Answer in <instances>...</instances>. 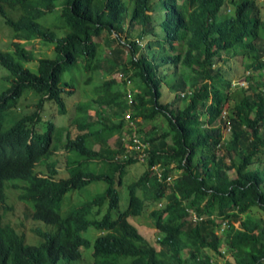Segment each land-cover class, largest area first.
I'll use <instances>...</instances> for the list:
<instances>
[{
  "label": "trees",
  "instance_id": "16d2710c",
  "mask_svg": "<svg viewBox=\"0 0 264 264\" xmlns=\"http://www.w3.org/2000/svg\"><path fill=\"white\" fill-rule=\"evenodd\" d=\"M54 1L0 0L12 46L0 48V65L10 80L0 88V139L6 136L0 147L16 144L14 155L32 154L37 143L34 137L28 139L43 104L57 103L64 112L62 94L74 92L66 88L83 95L88 87L84 84L103 73L87 100L76 104V119L88 121L89 133L70 141L81 159L103 160L101 173L86 171L87 179L76 178L81 188L99 180L106 184L102 193L84 203L87 215L75 224L110 230L94 243V264H218L211 252L221 253V245L232 258L226 264H264V81L261 88V82L252 80L255 75L264 78V22L255 0H133L131 9L123 0H66L60 8V26L67 30L62 36L39 21L54 8ZM228 4L233 11L223 9ZM155 5L163 16L157 23L152 18ZM35 41L52 46L55 55L40 53L35 58V50L26 47ZM235 56L243 65L238 76L228 60ZM34 59L36 70L24 66ZM77 71L90 76L80 82ZM127 78L134 84L132 103L126 99ZM163 82L173 93L166 102L160 99ZM28 96L32 101H26ZM92 106L95 112L89 117ZM104 106L117 121L106 111L102 116ZM126 112L135 124H128L129 138L135 134L150 142L146 168L127 185L129 208L114 219L105 215L96 221L94 206L107 202L110 212L117 209L118 186L127 166L137 162L115 160L122 150ZM113 135L117 146L112 149L108 140ZM253 164L258 167L251 170ZM151 165L164 166L165 173L180 170L166 206L152 211L160 237L153 241L126 220L143 209L137 188L152 183L151 197L164 195V185L152 182ZM22 175L0 148V190L4 180ZM55 183L41 189L40 214L55 200V188L64 187ZM186 206L201 218L187 220ZM213 214L239 223H230L219 235L215 227L221 220L210 218ZM1 220L0 214V264L71 261L81 257L79 246H89L77 232L58 226L52 239L25 254L17 244L21 236Z\"/></svg>",
  "mask_w": 264,
  "mask_h": 264
},
{
  "label": "clouds",
  "instance_id": "9594fccd",
  "mask_svg": "<svg viewBox=\"0 0 264 264\" xmlns=\"http://www.w3.org/2000/svg\"><path fill=\"white\" fill-rule=\"evenodd\" d=\"M255 2L259 6L260 15H261V18L264 22V16H262L261 7L258 4L257 0H255ZM223 9L227 10V12H230V11H233V6L228 4ZM152 11L155 12L154 10H152ZM261 30H263V28H261ZM256 73H258V72H256ZM263 74H264V72H263ZM100 75L101 74H99V76ZM99 76H96L92 82L89 81L88 84H84L85 86H88V87L86 88V92L82 91L83 95H80L79 91L78 90L75 91V89L73 87L66 88L69 90H73L74 91L73 94L78 95L76 101H74V109H73L72 115L69 114V110L66 106V103H64V105H65V111L64 112L60 111V106L57 103L55 104L53 102L46 101L43 104V107H45V110L50 111L49 115H50L52 120H47V121L42 120V115H41L42 110L40 111L41 119L39 120V122L37 124L32 125L31 133H30L29 139H28V143H29L31 138L34 137V139L37 143V149L32 154H25L22 156L14 155L13 153L18 151V146L16 144H11L8 146L0 147L2 150L4 159L13 168H15L16 170H18L20 172H23V175L20 178L9 179V180H18L19 183L8 185L7 191L10 190L13 192L14 198L16 201H19L21 203L24 202L23 204L25 205V208L23 210V215L29 221L32 219L33 220H40L47 225H51L54 228L53 231L42 230L39 228H31L30 233L34 232V233L38 234L42 238V241L39 244H29L26 242V234L27 233H25L24 231L18 232L14 226L10 225L9 223L3 222L1 220L2 223L9 224V226L14 230L13 234H17V235L21 236V238L18 240L17 244L19 245L20 249L25 254L30 253L32 246H39L42 243H44L45 241L52 239L53 234L57 231V227L62 226L65 229L73 230V231L77 232L78 235L82 239H84L85 241L87 240L89 246L88 247H84V245L79 246V250L81 251V257L79 259L66 261L64 258H60L58 261L63 260L66 263L78 261L82 258L84 249L92 248L91 256L93 259H92L91 264H94V255H93L94 243L99 236H102V235L110 232V230H108V229L97 228L93 224H90L85 228H82V227L76 228V226H75V224L77 222H79L81 218H83L84 216L87 215V209H86V206L84 205V203L91 201L93 199V197L89 200H86V201L78 203V204H71L69 202L67 204V206L69 208L64 215H62L59 211L60 208H62L63 204H65V202L67 200L68 192H70L69 198L72 199V197L75 195V192L79 191V189L81 188L80 186L77 185L78 181H76V178L79 177L81 179V177H82L84 179H87L86 171L91 172V173H101L103 171V160L92 159V160L85 161V159H81L80 155H78L73 150L74 148L72 147L71 142H70V141H75L80 136L88 135V133H89L88 121L80 122L76 119V104L78 102H81L84 99L87 100L86 94H91L92 85L95 82L99 81V79H98ZM78 78L80 79V82L84 81L86 79V77L84 79H82V77H78ZM103 78L104 77H102L101 79H103ZM127 79H129V78H127ZM133 85L134 84L131 82V80H130L129 84L127 82H125L124 87L126 88L127 102H128L127 92H128V90H130L132 93V89L134 87ZM240 86L245 87V85L241 84V82H240ZM260 87L262 88L261 83H260ZM62 95L69 96L71 94H64L63 93ZM172 95H173V93H172ZM64 101H65V99H64ZM132 102H133V93H132ZM103 108L104 109L101 111L103 117H105V114L103 112L106 111L108 113L111 121H113V122L117 121L118 118H116L112 115V113L110 112V109L108 107L104 106ZM52 109H54V110L52 111ZM67 111H68L67 121L60 119V124H57L55 121L58 120L59 118H61V115L66 114ZM94 112H95V108L92 106V108L88 110L89 115H87V116H89V117L93 116ZM126 113H129V112H126ZM47 117H49V116H46V118ZM122 118H123V116H122ZM75 121H78L80 123V125L77 126ZM123 121H124V126H123V129H122L121 134H120V141L122 143V150L120 153H118L115 156V160H117L119 162H124L127 159L133 158V159H136L137 162H142L145 165L147 156L149 155V152L151 149L150 142L147 140L139 139L140 140L139 142L141 144H145V146L144 147L140 146L139 148H137L136 143L133 141V138L130 139L129 136L127 135V130L129 129V127H128V120L126 119V117L123 118ZM66 123L73 125V129L75 131V133L73 135H71V133H69L68 131L66 132L65 129L67 126L64 125ZM6 126H8V125L6 124ZM229 131H230V128H229V130H227V127H226L224 133L227 134ZM5 138H6V136L2 137L0 140H4ZM115 139H116V135H113L108 140V144L110 145V147L112 149L117 146V145H115ZM95 148H97V146H95ZM49 157L51 158V160L48 161L47 163H44V158L48 159ZM152 166H155L158 169H160V168L157 167L156 165H151L149 167V170H151L150 175L153 177L152 182L154 181L153 179H155L157 182L162 183L164 185V189H165L164 195L159 199L151 197V190H149V188H150L149 186L152 183H146V185L144 187L137 188L136 194L143 202V209L141 212H138L136 214L131 213V214L127 215V217H126L127 222H129L133 226H135V225L132 224L128 218L130 216L139 215L142 212L144 213V210L149 203H153L155 201H158V203H157L158 208L153 209L150 212L151 217H152V223L154 224V216L152 215V211H160L166 206V204L169 200V194L172 190L174 180H175V178H177V176L180 172L179 169L174 168L170 172L167 171V173H165V167L163 166L160 169L162 176H161V178H158L156 176V174L153 172V169L151 168ZM128 167L129 166H127V171L128 170L130 171V169ZM145 168H146V166H145ZM126 174H128V173L126 172ZM169 175L171 176V180L167 181L166 177ZM231 175H234L233 171L231 172ZM6 181H8V180H6ZM6 181L5 180L3 181L4 185H2V188L0 190V201L4 202V204H6L5 202H6V197H7V191H5V189H4ZM59 181L61 184H64V187L60 186L59 188H55V190L58 192V194L55 195L56 196L55 200L50 201V203L47 204V207L45 208L46 211H44L43 213L40 214L41 206L43 205V202H44V200L40 199V194L44 193V191L41 190L42 187L46 186L47 184H56L55 182H59ZM99 181H103V180H99ZM120 186H118V187H120ZM15 190L17 191V194H16ZM152 192H153V189H152ZM127 193H128V187H127ZM127 198H128V194H127ZM162 198H165V203H163L162 201H159ZM53 199H54V197H53ZM118 205H119V203H118ZM7 206H8V208H11V205H7ZM84 206L86 209L85 212L82 210ZM30 207H31V209H30ZM128 208H129V203L127 201V206L124 210H119L117 207L116 210H113L110 212L108 203L103 202L102 205H100V206H98V205L94 206L93 210L97 211V214L94 215V218L96 219V221H98V220H101L103 218V216L109 215L110 218L114 219L117 217L119 212H123V211L127 210ZM185 211L187 213L186 219L189 221H195V220H199L201 218V216L199 217L196 210L192 207L186 206ZM210 218H212L214 220L215 219L221 220L220 225L219 226L217 225L215 227L216 232L219 235L226 228H228L230 226V223H232L235 226H237L239 223L238 221H232L226 217H220V216L216 217L214 214L210 215ZM224 220L228 221V226L226 228H224L223 231H220L221 223ZM139 222H140V220L137 221L138 224H139ZM236 222H238V223L236 224ZM89 227H94L95 229L98 230L97 236L94 238L93 241L84 237L82 234L84 231L88 230ZM136 228H137L138 232L143 236H144V233H147L146 232L147 226L145 223H140L139 226ZM143 229H145V231H142ZM153 232H155V235H156V228L155 227H154ZM153 237H154L153 235H149L148 238L147 237H145V238L150 240V241H153L155 238H157V239L160 238L159 236H155L154 238ZM81 248H82V250H81ZM219 251L221 253L211 252L212 260L217 258L219 261L218 264H226V262L228 260H232V258L229 257L230 255L228 254V252L226 253L225 247H223L222 245L219 247ZM58 261H57V263H58Z\"/></svg>",
  "mask_w": 264,
  "mask_h": 264
},
{
  "label": "rangeland",
  "instance_id": "374dc122",
  "mask_svg": "<svg viewBox=\"0 0 264 264\" xmlns=\"http://www.w3.org/2000/svg\"><path fill=\"white\" fill-rule=\"evenodd\" d=\"M65 1L66 0H55L54 1V8L51 11L46 12L45 15L39 19V21L42 24L49 26L55 32V34L57 36H62L63 34H65L67 32V30L65 28L60 26V22H61V17H60L61 9L60 8L64 5ZM123 2L125 4H127L130 7V9L132 8L133 0H123ZM257 2L261 7L262 16H264V0H257ZM154 10H156L157 13L154 12L152 18H153V22L157 23V22L162 20L163 16H162V12L158 9L157 5H155ZM10 30H11L10 27L5 24L3 18L0 16V48L3 50L12 48V46L10 45V41H11V31ZM103 39H104L103 35L98 38L99 41H103ZM26 47H28L27 49L31 48V49H33V51L35 50V58H38L40 56V53L42 54L43 57H53L55 55V51L53 50L52 46H44L38 41H35L32 44H27ZM228 60H229V64L231 65L230 67L236 68L234 73L236 74V76H238L243 70V65L240 64V62L238 60V56L230 57ZM23 64L25 67H28L32 70L37 69L36 59L24 61ZM77 72H81L78 75H79V77H82V79H84L86 76H90V74L88 72H84V71H77ZM93 75L94 74H92L91 76L93 77ZM8 76H9V72L0 65V88L6 87L10 84V80H9ZM252 80L257 81V82H261V85H262L264 78L260 79L258 75H255ZM77 96H78L77 94H71L69 96H64L66 106L69 110V114H71V115L73 114L74 101H76ZM170 96H172V95H170V93L168 92V88L166 87L165 83L163 82L162 83V94H161L160 99L162 101L166 102V101H168ZM26 101L30 102V101H32V98L30 96H28ZM30 108L31 109L34 108V103H32L30 105ZM53 110L54 109H52V111ZM49 112L50 111L45 110V107L42 108V113H41L42 120H44V121L45 120L46 121L52 120L50 115H49ZM46 116H49V117L46 118ZM67 116H68V111L66 114L61 115V118H59L55 122L57 124H60V119L67 121ZM64 125L67 126L65 129L66 132L68 131L69 133H71V135H73L75 133V131L73 129V125L67 124V123ZM50 160H51L50 157L48 159L44 158V163H47ZM256 165L257 164H253V165L249 166V168L251 170H253V169L258 167ZM128 168L130 169L131 172L129 170L127 171L128 174H126L123 177L122 185L120 187H118L119 197H120L119 205H118L119 210H124L127 206V194H128L127 193V185L130 182H132L138 178V176L145 170V165L142 162H135V163L129 165ZM15 183H19V181L18 180L6 181L5 186H4L5 191H7L8 185L15 184ZM105 187H106V184L104 181L92 182L89 186L80 188L79 191L75 192V195L72 197V199L69 198L70 192H68L67 200H66L65 204H63L62 208H60V210H59L60 213L62 215H64L67 212V210L69 208L67 206V204L69 202L71 204H78V203L84 202L86 200H89L92 197H94L95 195L102 193L103 190L105 189ZM15 192L17 194L16 190H15ZM159 201H162L163 203H165V198H162ZM5 203L6 204H4V202L0 201V214L2 215V221L9 223L10 225L14 226L18 232L24 231L25 233H27L26 234V242L27 243L39 244L42 241V238L38 234H36L34 232L30 233L31 228H39L42 230H49V231L54 230V228L51 225H47L40 220H33L32 219L29 221L23 215V210L25 208V205L23 204L24 202L21 203L19 201H16L14 198L13 192L10 190L7 191V197H6ZM157 203H158V201H155L153 203H149L147 205V207L145 208L144 213L142 212L139 215L130 216L128 218L129 221L132 224H134L136 227H138L140 223L146 224V226H147L146 232L147 233H144V236L147 238L149 235H153L154 237L156 236L155 232H153L154 231V227H153L154 224L152 223V217H151L150 212H151V210L158 208ZM7 205H11V208H8ZM30 209H31V207H30ZM262 213L263 212H260L261 216H262ZM138 220H140L139 224L137 223ZM237 223L238 222H236V224ZM97 233H98L97 229H95L94 227H89L88 230L84 231L82 234L84 237L93 241L94 238L97 236ZM82 248H81V250H82ZM90 249H87V248L84 249L82 258L78 261L66 263L63 260H60V261H58L57 264H91L93 258L91 256L92 248H90Z\"/></svg>",
  "mask_w": 264,
  "mask_h": 264
},
{
  "label": "built area",
  "instance_id": "2783aa9c",
  "mask_svg": "<svg viewBox=\"0 0 264 264\" xmlns=\"http://www.w3.org/2000/svg\"><path fill=\"white\" fill-rule=\"evenodd\" d=\"M117 75H118V77H119L120 79H122V78L124 77L123 73H121V72L117 73ZM126 82L129 84V83H130V79H126ZM241 84H243V83H241ZM127 98H128V102L131 103V102H132V93H131L130 90H128V92H127ZM125 117H126V119L128 120V124H129V126L132 127V128H135V124H134V122L129 120V118H130V114H129V113H126V114H125ZM229 128H230V126L228 125V126H227V130H229ZM132 138H133V141L136 143V147H137V148H139L140 146H142V147L145 146V144H141V143L139 142L140 140H139V138H138L135 134H133ZM151 168L153 169V172L156 174V176H157L158 178H161V176H162V174H161V170L158 169V168H156L155 166H152ZM166 180H167V181H170V180H171V176H170V175L167 176V177H166ZM227 226H228V221H227V220L222 221V223H221V227H220V231H223L224 228H226Z\"/></svg>",
  "mask_w": 264,
  "mask_h": 264
},
{
  "label": "crops",
  "instance_id": "0c3cea01",
  "mask_svg": "<svg viewBox=\"0 0 264 264\" xmlns=\"http://www.w3.org/2000/svg\"><path fill=\"white\" fill-rule=\"evenodd\" d=\"M103 75H104V74L102 73V74L99 76L98 79H101V78L103 77ZM168 92H169V90H168ZM169 93H170V92H169ZM170 95H172V93H170ZM171 98H172V96H170L168 100H170ZM142 231H145V229H143Z\"/></svg>",
  "mask_w": 264,
  "mask_h": 264
}]
</instances>
